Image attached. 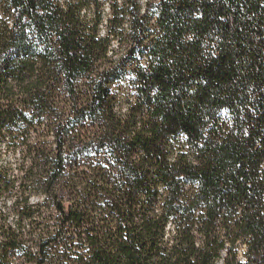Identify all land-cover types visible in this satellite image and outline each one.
Wrapping results in <instances>:
<instances>
[{"label":"trees","instance_id":"1","mask_svg":"<svg viewBox=\"0 0 264 264\" xmlns=\"http://www.w3.org/2000/svg\"><path fill=\"white\" fill-rule=\"evenodd\" d=\"M9 155L0 264H264V0H0Z\"/></svg>","mask_w":264,"mask_h":264},{"label":"rangeland","instance_id":"2","mask_svg":"<svg viewBox=\"0 0 264 264\" xmlns=\"http://www.w3.org/2000/svg\"><path fill=\"white\" fill-rule=\"evenodd\" d=\"M0 163H1V164H4V165H6V164L9 165V164H11L12 166L16 167V164H17V156H16V155H9V156H6L5 158H3L2 162L0 161ZM38 201H39L38 199H33V202H34V203H36V202H38ZM12 202H13V201H10V202L8 203V205L10 206ZM1 203H2V202H1ZM0 205H2V204H0ZM15 221H16V216H15V215H11V216L9 217L8 224L12 225V224L15 223ZM16 259H17V257H16ZM15 262H16V260H15ZM218 264H223V263H222V262H219Z\"/></svg>","mask_w":264,"mask_h":264}]
</instances>
